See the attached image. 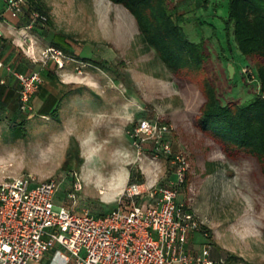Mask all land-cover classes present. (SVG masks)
<instances>
[{
  "label": "rangeland",
  "instance_id": "obj_1",
  "mask_svg": "<svg viewBox=\"0 0 264 264\" xmlns=\"http://www.w3.org/2000/svg\"><path fill=\"white\" fill-rule=\"evenodd\" d=\"M38 1L33 6L40 9ZM42 2L58 36L75 44L90 38L96 42L98 47L90 49V64L100 70L80 68L85 75L81 82L106 89L107 99L124 101L127 112L125 118L110 126L116 134L102 137L104 130L96 129L95 137L84 139L86 145L80 143L82 137L66 135L71 129L55 133V124L48 126L38 116L16 129L0 127V181L24 174H32L38 181L73 174L82 182L83 190L77 203L69 207L78 214L85 210L97 215L107 213L129 184L132 175L128 179V174L150 186L176 183L174 170L164 157L153 158L146 146L143 161H137L126 137L138 119L158 120L171 125L172 150L182 154L188 164L178 199L210 236L211 259L222 258L225 264H264V179L260 166L243 153L225 152L196 124L204 103L200 88L205 79L223 104L242 103L258 93L253 63L239 54L232 35L225 30L227 0H214L217 14L210 7L204 16L213 27L196 25L192 18L187 20L188 26L183 23L188 39L203 41L208 56L204 69L190 75L191 82L164 70L121 6L107 0ZM201 15L198 13L197 18ZM107 50L108 60L104 61L101 57ZM89 100L86 105L91 112L102 110L97 98ZM116 105L111 103L110 107ZM197 240L203 241L198 235Z\"/></svg>",
  "mask_w": 264,
  "mask_h": 264
},
{
  "label": "built area",
  "instance_id": "obj_2",
  "mask_svg": "<svg viewBox=\"0 0 264 264\" xmlns=\"http://www.w3.org/2000/svg\"><path fill=\"white\" fill-rule=\"evenodd\" d=\"M5 3L15 15H24L28 9L26 0ZM45 22L44 16L32 12L28 27L44 26ZM41 56L57 63L63 55L47 48ZM4 68L0 60V71ZM14 76L20 85L19 110L31 115L42 76L36 71ZM127 134L136 160L143 161L148 146L153 158L167 160L176 183L150 186L131 182L112 210L97 215L86 210L78 214L69 207L77 203L83 190L82 182L73 174L44 181L32 174L2 180L0 264L39 262L56 246L60 249L55 255L62 264H225L222 258H210L212 244L207 234H201V224L179 202V187L188 164L182 154L172 150L171 125L140 118ZM195 234L203 238L198 251L189 247Z\"/></svg>",
  "mask_w": 264,
  "mask_h": 264
},
{
  "label": "crops",
  "instance_id": "obj_3",
  "mask_svg": "<svg viewBox=\"0 0 264 264\" xmlns=\"http://www.w3.org/2000/svg\"><path fill=\"white\" fill-rule=\"evenodd\" d=\"M213 1L168 0L176 9L177 15L182 17L183 21L186 20L185 22L182 21V28H184L183 23L189 25L190 18L193 19V22L195 19L196 25L205 24L213 27L212 23L203 19L211 8L215 11L213 13L217 14L218 4ZM5 2L6 0H0V60L5 65V68L0 71V127L16 129L17 126L30 121L32 117L38 116L44 119V124L47 123L48 126L55 124L52 126L55 133H58L59 130L61 132L64 129H71L72 132L66 131V135L82 137V140L79 139L82 145L88 143L84 139L93 138L97 135L94 132L96 129L104 130L100 134L102 137H110L113 133L116 134V129L113 130L110 126L116 121L119 122L123 119L122 117L125 118L126 103L109 100L106 89L91 88L87 82H81L82 79H85V75L81 74L83 69L100 70L90 64V56L93 54L90 49L94 51L96 42H92V38H90L86 43L75 44L63 35L58 36L52 29L53 21L49 10V26L29 28L30 21L24 15L13 14L7 9ZM198 3H201L202 6L198 7ZM198 13L202 14L199 19L197 18ZM227 16L228 2L226 17L223 20H226ZM232 40L234 41L233 36ZM235 47L237 49L236 43ZM47 48H54L62 53L63 56L57 59V63L51 58L43 60L41 53ZM149 50L153 51L152 49ZM108 55L109 51L107 50V54H102V60H108L106 58ZM227 63L231 65L230 61ZM161 65L164 70H167L162 63ZM35 71L41 74L43 82L34 96L32 114L26 115L19 110L18 92L20 85L14 73L28 74ZM92 98L99 100V106L102 107V110L90 111L91 108L86 103L91 102L89 99ZM111 103L117 104V107L112 109ZM126 137L129 138L128 134ZM197 235L201 236L199 234L193 235L189 243V247L194 251H198L200 249L198 244L203 243V241L197 240ZM58 249H60L59 246H56L47 252L41 261L29 262L28 264H62L59 257L55 255Z\"/></svg>",
  "mask_w": 264,
  "mask_h": 264
},
{
  "label": "trees",
  "instance_id": "obj_4",
  "mask_svg": "<svg viewBox=\"0 0 264 264\" xmlns=\"http://www.w3.org/2000/svg\"><path fill=\"white\" fill-rule=\"evenodd\" d=\"M26 0L24 16L36 12L50 25L48 9L39 0ZM124 8L133 18L139 36L152 49L165 68L177 79L196 76L207 61L206 45L190 41L183 31L182 17L168 0H107ZM227 35L231 34L240 54L253 63L258 93L242 103L223 104L208 79L202 82L204 103L196 124L200 131L218 142L227 153H243L257 161L264 179V0H227ZM35 7V8H34ZM186 76V77H185ZM18 138V137H17ZM70 152L68 153L69 156ZM128 183L136 181L134 174ZM129 176V178H130ZM183 183L180 185L182 186ZM207 231L201 228V233ZM209 241L210 236H206Z\"/></svg>",
  "mask_w": 264,
  "mask_h": 264
}]
</instances>
